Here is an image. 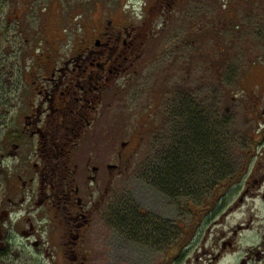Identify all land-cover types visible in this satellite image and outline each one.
<instances>
[{
    "label": "rangeland",
    "instance_id": "rangeland-1",
    "mask_svg": "<svg viewBox=\"0 0 264 264\" xmlns=\"http://www.w3.org/2000/svg\"><path fill=\"white\" fill-rule=\"evenodd\" d=\"M60 1L18 0L0 12V154L29 91L25 78L41 74L40 66L47 63L43 49L85 34L92 37L96 28L109 27L111 19L128 31L154 19L160 28L148 52L171 41L182 42L179 48L185 53V59L174 60L180 49L170 46L149 64L137 87L125 85V78L116 85L110 99L117 102L116 109L122 101V110L115 127L125 124L131 109L138 125L146 121L140 112L151 109L160 87L170 102L178 91L191 94V103L215 112L213 125L221 124L214 129L216 147L199 150L197 174L185 175L184 192L163 189L155 178L162 157L149 161L148 155L153 148L154 155H162L164 147L169 150L168 135L175 130L163 132V138L161 130L155 131L142 155L115 180L105 215L89 229L79 262L43 254L40 264H264V143L250 150L252 159L245 162L248 146L264 139V0H181L164 28L159 6L164 0ZM52 6L56 21L47 27ZM195 42L207 54V64L194 57L190 61ZM160 111L161 118L166 111ZM5 164L0 159V201ZM134 217L139 221L127 220ZM34 221H41L42 241L54 244L47 213ZM4 245L1 237L0 250ZM20 258L25 260L15 257Z\"/></svg>",
    "mask_w": 264,
    "mask_h": 264
},
{
    "label": "flooded vegetation",
    "instance_id": "flooded-vegetation-1",
    "mask_svg": "<svg viewBox=\"0 0 264 264\" xmlns=\"http://www.w3.org/2000/svg\"><path fill=\"white\" fill-rule=\"evenodd\" d=\"M179 1L159 4L165 16L163 28L173 20ZM55 11L46 15L47 27L53 26L50 16L56 17ZM108 26L96 28L92 37L85 34L71 43L58 42V47L46 46L41 56L47 63L40 66L41 74L24 80L29 91L20 101L16 127L12 131L10 125L6 131L7 148L0 154L2 162L6 161L0 201L3 264H40L44 255L79 262L89 229L105 215L107 194L115 180L142 155L155 131L169 128L174 97L183 91L170 102L165 87H160L151 109L140 112L146 121L138 125L131 109L118 128L113 122L119 119L122 101L116 109L117 102L110 95L124 78L125 85L137 87L149 64L165 56L164 49H178L183 43L167 41L148 52L160 28L154 19L130 31L114 26L112 19ZM192 45L196 52L190 61L194 57L196 63L207 64L200 42ZM179 49L174 60L185 59ZM160 110L166 111L161 118ZM43 211L53 227L49 235L54 244L42 241L41 221H34ZM19 255L25 260L15 259Z\"/></svg>",
    "mask_w": 264,
    "mask_h": 264
},
{
    "label": "trees",
    "instance_id": "trees-1",
    "mask_svg": "<svg viewBox=\"0 0 264 264\" xmlns=\"http://www.w3.org/2000/svg\"><path fill=\"white\" fill-rule=\"evenodd\" d=\"M17 1L18 0H0V12L5 10L7 3ZM56 1L61 2L60 0ZM50 19L53 22L56 21L54 15H51ZM190 96L191 94H182L180 97L177 96V98H175V101L172 104V107L174 108L170 111L168 118L170 128L161 129L160 133L164 132L167 135L168 130H175L172 137H170L171 134L168 135L169 142L171 141V147L169 150L168 147H164L165 152L162 155H154V148L152 152V161H156L159 157H162V161H160L159 165L160 168L155 172L156 180L163 184V189L169 188L177 192H184L186 189L183 182L185 175L193 176L197 174L202 156L199 150L208 146L216 147V133L214 129L221 124L220 121H217L216 125H213V123H215L213 120L216 119L214 118L216 117L215 112L206 111L201 108V105L196 106L194 102L191 103ZM263 135L264 131L262 133V136ZM263 143L264 139L259 142L254 141L248 146V151L245 156V162L247 164L250 163L252 159V153H250V150H253L256 146ZM152 173V182H154L153 169L151 172L149 171V174ZM3 180L4 175L1 179V183H3ZM219 196L220 193L217 194V197ZM137 216L141 217L140 214ZM197 216H201L199 212ZM138 217H134V220L133 218L127 220L139 221ZM0 264H3L2 257H0Z\"/></svg>",
    "mask_w": 264,
    "mask_h": 264
}]
</instances>
